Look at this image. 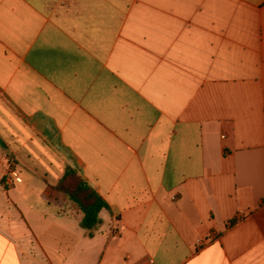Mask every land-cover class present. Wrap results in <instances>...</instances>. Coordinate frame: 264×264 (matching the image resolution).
<instances>
[{
	"label": "crops",
	"instance_id": "1",
	"mask_svg": "<svg viewBox=\"0 0 264 264\" xmlns=\"http://www.w3.org/2000/svg\"><path fill=\"white\" fill-rule=\"evenodd\" d=\"M0 264H264V0H0Z\"/></svg>",
	"mask_w": 264,
	"mask_h": 264
},
{
	"label": "trees",
	"instance_id": "2",
	"mask_svg": "<svg viewBox=\"0 0 264 264\" xmlns=\"http://www.w3.org/2000/svg\"><path fill=\"white\" fill-rule=\"evenodd\" d=\"M55 188L68 198L74 209L83 214L81 226L89 232V236H93V231L101 224L100 214L109 210V204L70 168Z\"/></svg>",
	"mask_w": 264,
	"mask_h": 264
},
{
	"label": "built area",
	"instance_id": "3",
	"mask_svg": "<svg viewBox=\"0 0 264 264\" xmlns=\"http://www.w3.org/2000/svg\"><path fill=\"white\" fill-rule=\"evenodd\" d=\"M10 181L11 182H16V183H21L22 182L21 178L15 172L12 173V179Z\"/></svg>",
	"mask_w": 264,
	"mask_h": 264
}]
</instances>
